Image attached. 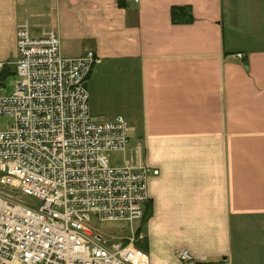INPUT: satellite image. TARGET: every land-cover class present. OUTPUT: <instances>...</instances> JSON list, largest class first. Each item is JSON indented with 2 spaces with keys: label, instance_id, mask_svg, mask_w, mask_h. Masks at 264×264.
Returning a JSON list of instances; mask_svg holds the SVG:
<instances>
[{
  "label": "crops",
  "instance_id": "0c3cea01",
  "mask_svg": "<svg viewBox=\"0 0 264 264\" xmlns=\"http://www.w3.org/2000/svg\"><path fill=\"white\" fill-rule=\"evenodd\" d=\"M24 23L57 32L65 58L93 52L90 112L128 122L158 172L138 242L149 264H181L178 250L246 264L264 235V0H0V63Z\"/></svg>",
  "mask_w": 264,
  "mask_h": 264
},
{
  "label": "built area",
  "instance_id": "2783aa9c",
  "mask_svg": "<svg viewBox=\"0 0 264 264\" xmlns=\"http://www.w3.org/2000/svg\"><path fill=\"white\" fill-rule=\"evenodd\" d=\"M15 49L17 80L0 96V119L11 121L0 130V264H149L136 224L158 172L144 166L128 122L90 112L86 85L100 61L91 51L63 57L57 32L36 36L26 23ZM110 152L123 154L121 166ZM98 222L124 223L128 233H104ZM175 256L195 262L184 250Z\"/></svg>",
  "mask_w": 264,
  "mask_h": 264
},
{
  "label": "rangeland",
  "instance_id": "374dc122",
  "mask_svg": "<svg viewBox=\"0 0 264 264\" xmlns=\"http://www.w3.org/2000/svg\"><path fill=\"white\" fill-rule=\"evenodd\" d=\"M15 61H16V49H14V56L10 58V60L7 63V67H6V69H8V71L11 73L15 72V68H14ZM16 80H17V77L14 74L9 73L4 76V79L0 81V96L1 97L9 96L12 93L13 86ZM93 114L98 115L95 113V111ZM104 118L106 117L104 116ZM8 123H11V121L8 118L0 119V130L5 129ZM108 158H109L110 164L114 167H118L123 164V154L121 152H110L108 153ZM26 201L30 203L33 200L31 198H26ZM96 227L107 234H112L113 233L112 230L115 231V234L119 236H126L128 233V230H127L128 226L124 223L98 222L96 224ZM252 236L253 235H249L247 237L248 240L252 239ZM261 238H262L261 244H257L259 242L257 238L254 240L256 244L254 245L253 250L250 251L251 253L249 252L248 255L246 256V259H247L246 264H264V235L261 236ZM248 240H246L247 243L245 246L248 248L247 250L249 251L252 244L254 243ZM194 264H200V263L194 262ZM206 264H213V263H206ZM226 264H229V263H226ZM234 264H243V262L240 259H234Z\"/></svg>",
  "mask_w": 264,
  "mask_h": 264
},
{
  "label": "trees",
  "instance_id": "16d2710c",
  "mask_svg": "<svg viewBox=\"0 0 264 264\" xmlns=\"http://www.w3.org/2000/svg\"><path fill=\"white\" fill-rule=\"evenodd\" d=\"M122 1L125 2V0H122ZM179 17H183L185 19L184 21H190V16H188V13H187L186 9L173 10V12H172L173 20L176 22V21L179 20ZM9 73L13 74V72L11 73V72L8 71V69L5 68L3 74L1 75L0 81H2L4 79V76L6 74H9ZM150 214H151V207H150V204L148 203L147 206H146L144 218H143L142 223H141L142 225L138 229L137 233H141L142 226L144 225L145 221L149 218Z\"/></svg>",
  "mask_w": 264,
  "mask_h": 264
}]
</instances>
